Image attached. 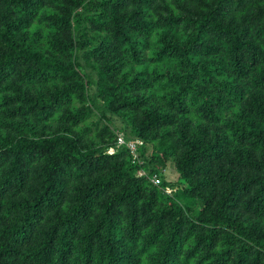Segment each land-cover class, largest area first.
I'll return each mask as SVG.
<instances>
[{"label":"trees","instance_id":"16d2710c","mask_svg":"<svg viewBox=\"0 0 264 264\" xmlns=\"http://www.w3.org/2000/svg\"><path fill=\"white\" fill-rule=\"evenodd\" d=\"M0 264H264V0H0Z\"/></svg>","mask_w":264,"mask_h":264},{"label":"built area","instance_id":"2783aa9c","mask_svg":"<svg viewBox=\"0 0 264 264\" xmlns=\"http://www.w3.org/2000/svg\"><path fill=\"white\" fill-rule=\"evenodd\" d=\"M136 142H137V140L136 141H129V142L126 143L125 139L123 137V134L122 133L117 134V143L118 144H124L125 146H128L130 148V150L132 151V153L134 151V148L136 147L135 146ZM113 151H114V149L112 147H110L107 150L108 153H112ZM138 173L141 174V172H138ZM153 181H154V183H159V179L157 177H155L153 179Z\"/></svg>","mask_w":264,"mask_h":264},{"label":"rangeland","instance_id":"374dc122","mask_svg":"<svg viewBox=\"0 0 264 264\" xmlns=\"http://www.w3.org/2000/svg\"><path fill=\"white\" fill-rule=\"evenodd\" d=\"M164 178L167 180H173L175 178V176L177 175L176 172L174 174L172 167H170V165L168 167H166V169L164 170Z\"/></svg>","mask_w":264,"mask_h":264},{"label":"clouds","instance_id":"9594fccd","mask_svg":"<svg viewBox=\"0 0 264 264\" xmlns=\"http://www.w3.org/2000/svg\"><path fill=\"white\" fill-rule=\"evenodd\" d=\"M138 172H141V174H139ZM136 174H137V176H141V175H143V172H142L140 169H138V170L136 171ZM155 177H157L155 174L151 177L152 182H154L153 179H154ZM157 178H158V177H157ZM158 179H159V178H158ZM159 183H160V180H159ZM159 183H154V184H159ZM164 191H165L167 194H171L172 191H173V189H171V188L165 186V187H164Z\"/></svg>","mask_w":264,"mask_h":264}]
</instances>
